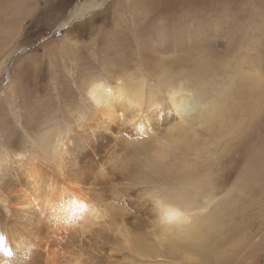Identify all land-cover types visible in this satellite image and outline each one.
I'll return each mask as SVG.
<instances>
[{
    "label": "rangeland",
    "instance_id": "1",
    "mask_svg": "<svg viewBox=\"0 0 264 264\" xmlns=\"http://www.w3.org/2000/svg\"><path fill=\"white\" fill-rule=\"evenodd\" d=\"M226 1L227 19L222 21L206 14L202 8L205 0H195L181 9L178 18L169 15L166 23L158 17L142 20L147 32L126 46L121 35L135 24L137 11L131 6H113L124 0H0V38L10 35L1 48L6 58L4 71H0V151L10 155L24 148L21 153L26 157L39 135L48 131L54 135L53 130H59V138L68 135L70 140L67 166L72 163L78 167L73 173L88 194L110 211L99 225L79 233L74 230L50 248L53 263L201 264L191 254L189 261L182 257L152 261L117 251L116 230L122 225L134 235L148 236L152 196L162 188L172 190L185 179H205L218 187L204 186L199 204H203V194L214 196L206 213L227 204L229 235L239 236L222 248L224 263L211 259L204 264H264V184L247 175L251 163L247 155L264 136V9L253 0ZM217 7L220 13L222 8ZM160 40L162 45L155 44ZM166 60H172L168 75L156 73ZM253 71L261 76L262 92L250 112L238 113V125L222 129L220 135L212 136L207 127L198 129L205 142L195 153L186 154L189 168L178 178L149 173L145 179L138 170L149 156L151 142L176 126L175 117L165 106L152 109L149 105L138 126L125 119L108 125L94 119L87 127H78L82 112L87 120L93 114L83 92L89 82L113 86L123 80L120 75H128L123 82L144 83L147 101L150 91L155 92L156 101H163L182 85L193 101L205 105ZM17 86L27 94L31 90V103V98H21ZM145 123L151 125L149 131ZM138 127L143 131L141 142L134 133ZM3 180L10 182L8 176ZM1 207L0 250L12 258L14 243L27 237L35 244L30 249L31 255L35 254L32 260L43 264L40 248L48 237L39 232L25 236L21 220L5 215L3 219Z\"/></svg>",
    "mask_w": 264,
    "mask_h": 264
},
{
    "label": "bare ground",
    "instance_id": "2",
    "mask_svg": "<svg viewBox=\"0 0 264 264\" xmlns=\"http://www.w3.org/2000/svg\"><path fill=\"white\" fill-rule=\"evenodd\" d=\"M240 1L247 3V0ZM193 2L195 0H124L113 4L114 7L131 6L132 11H137L135 24L123 31L121 37L123 36L124 39L121 40L128 46L130 41L137 40L147 32L140 23L142 20L152 21L158 17L159 21L166 23L170 18L169 15L173 14L177 17L181 9ZM253 4L264 9V0H253ZM219 5L222 8L220 13L216 11ZM202 8L209 17L219 16L220 21L227 19L226 0H205ZM89 9L91 10L92 6L88 7L85 13ZM125 32H129L131 38ZM5 37L9 38L10 35L5 33L0 38V71H4L6 58V53L1 51ZM155 44L162 45L163 40L156 41ZM171 61H164L156 73L162 72L163 75H168L167 70ZM119 78L126 80L128 75H120ZM239 79V83L229 88L223 96L204 103L205 105L193 101L187 91L188 88L182 85L173 90L171 86L168 87L167 91L171 90L170 94L175 90L177 92L164 98L163 101H156L155 92L150 91L147 101V95L144 93L145 85L142 81L136 83L135 80L124 82L122 80L113 86L109 83L89 82L83 92L90 100L93 114L91 119L87 120L86 113L82 112L77 120L78 127L84 124L87 127L86 123L94 119L106 125L125 119L132 126H138L149 111V105L152 109L165 106L175 117L176 126L173 131L151 142L149 156L140 163L141 165L138 164L140 165L138 170L145 175V179L150 177L149 173L170 174L178 178L189 168L186 154L195 153L205 142L198 129L207 127L211 135L215 136L220 135L222 129L238 125V113L243 115L250 112L256 96L264 91L261 90L262 79L257 71ZM6 80L8 84V76ZM17 91L20 92L22 99L28 101L31 98L29 103L33 101L29 95L31 90L27 94L17 86ZM160 102L162 105L159 107ZM145 124V130L149 131L151 125ZM101 128L105 127H98ZM53 131L54 135H51L50 131L39 135L36 144H33L32 153L26 154V157L22 154L24 148L20 149V152L14 150L13 152L16 153L10 155L5 150L0 151V189L5 191V194L0 193V204L3 205L1 209L4 212L1 215L3 219L6 216L21 220V227L26 229L25 236L31 233V236H36L39 232L42 236L48 237L45 245L39 247L43 264H58L53 263L54 257L49 258L48 250L56 247L64 236H68V233L74 230L79 233L99 225L104 216L110 214L106 206L99 205L93 196L88 194L78 176L73 173L78 167L72 163L67 166L66 157L70 145L68 135L59 138L61 135L59 130ZM134 133L138 136V141L144 140L142 129L138 127ZM260 138L261 142L255 146V151L247 155L248 162H251L247 175L264 184V136ZM252 155H254L253 160ZM6 176L10 178V182L3 180ZM204 186L211 189L218 187L210 180L185 179L172 190L162 188L161 192L151 198L153 219L150 222L148 236L134 235L120 225L116 230V250L127 251L152 261L176 260L178 257L189 261L187 256L190 254L197 257V261L201 264L211 259L222 261V258L226 257L222 248L232 244L239 234L229 235V225L225 219L229 216L227 204L219 210L206 213L207 205L214 199V196L206 194L202 195L203 204H199L198 197L204 192ZM79 205H83L82 209H79ZM69 209L73 211L69 212ZM193 212L196 213L190 218ZM5 222L2 221L3 226ZM39 225L41 229H37ZM232 226L235 227L234 224ZM73 235L75 233L71 236ZM26 238L14 243L12 258L0 250V264H37L32 260L35 254L31 255L32 250H30L35 248L34 241Z\"/></svg>",
    "mask_w": 264,
    "mask_h": 264
},
{
    "label": "clouds",
    "instance_id": "3",
    "mask_svg": "<svg viewBox=\"0 0 264 264\" xmlns=\"http://www.w3.org/2000/svg\"><path fill=\"white\" fill-rule=\"evenodd\" d=\"M78 207H79V209H82L83 205H79ZM68 211H69V212H72L73 210H72V209H69ZM74 214H75V213L73 212V215H74Z\"/></svg>",
    "mask_w": 264,
    "mask_h": 264
}]
</instances>
